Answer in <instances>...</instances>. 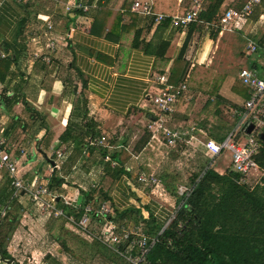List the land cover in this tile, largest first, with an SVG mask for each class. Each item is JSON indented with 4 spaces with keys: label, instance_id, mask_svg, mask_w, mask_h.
Segmentation results:
<instances>
[{
    "label": "crops",
    "instance_id": "0c3cea01",
    "mask_svg": "<svg viewBox=\"0 0 264 264\" xmlns=\"http://www.w3.org/2000/svg\"><path fill=\"white\" fill-rule=\"evenodd\" d=\"M135 1L0 0V48L6 54L2 58H9L7 68L0 70V76L3 75L0 78V138L7 139L6 149L17 160V176L24 181L48 186L57 169L66 179L63 184L66 192L62 194L81 207L90 203L103 218L99 221L91 216L92 227L98 231L107 228V221L98 212L102 202L110 205L111 214L114 209L135 206L145 219L154 218L160 229L176 206V198L166 189L161 176L168 170L155 168L151 163L152 155L156 154L155 144H164L149 128L159 116L150 96L161 87L160 76L166 75L174 85L183 82L189 85L194 81L209 83L210 78L220 76L219 82L210 80L208 89L225 98L227 102H221L220 107L235 108L233 114L237 113L234 104L243 107L245 101L233 89L236 82L242 83L240 70L254 68L264 76V56L258 51L247 53L249 39L259 43L264 38V0L255 5L250 16L235 20L228 28H223L221 20L205 22L200 18L186 27L175 26L169 19L158 22L155 15L135 11ZM148 1L152 2L155 13L168 15L183 14L194 3V0ZM246 1L225 0L221 16L231 8L242 7ZM205 3L202 0V7ZM52 40L56 43L54 47ZM255 61L261 67L253 66ZM172 74L183 75L184 80L173 83ZM186 92L178 100L175 113L165 117L166 126L189 128L196 124L189 121L187 115L192 112L188 108H194L195 104L202 108L200 97L195 104L192 101L183 105ZM31 109L40 113V119H33ZM38 126H42L40 130ZM196 126V138L182 142V147L193 146L194 140L207 139L205 132ZM64 134L69 141L62 142ZM159 135L162 136L160 132ZM43 138L47 144L39 143ZM102 147L108 150L105 157L99 150ZM58 152L62 153L63 163ZM115 153L117 159L112 158ZM109 161L111 169L107 171ZM218 161L219 158L213 164L218 172L232 168L230 160L229 168L221 172L224 166ZM123 167L127 172L120 173ZM6 172L5 168L0 169V185ZM140 173H153L157 183L140 182ZM180 185L188 186L184 179L177 182ZM20 194L27 193L21 190L12 197L20 198ZM87 195L93 198L88 200ZM102 195L108 199L100 201ZM24 202L36 205L39 210L29 217L36 220L33 226L14 232L18 239L14 250L20 254V264H62L55 255L46 257L52 249L40 242V235L49 239L61 234L70 248L82 255L90 250L80 240L71 244L70 233L65 232L64 226L56 227L53 223L66 219L53 220L43 215L28 194ZM71 209L72 212L67 211L77 215L78 210ZM114 222L144 230L132 221ZM72 227L80 239L85 236ZM57 249L61 251L62 247ZM60 254V260L69 264L67 255ZM9 261L0 253V264Z\"/></svg>",
    "mask_w": 264,
    "mask_h": 264
},
{
    "label": "trees",
    "instance_id": "16d2710c",
    "mask_svg": "<svg viewBox=\"0 0 264 264\" xmlns=\"http://www.w3.org/2000/svg\"><path fill=\"white\" fill-rule=\"evenodd\" d=\"M224 1L206 0L199 18L205 22H220L221 7ZM258 44V52L264 56V38L259 40ZM186 46L182 50L181 59H183ZM8 65L9 58H0L1 71ZM255 65L261 67L257 61L253 64V66ZM2 77L3 75L0 76V78ZM183 80V75L174 76L172 74L170 81L179 83ZM85 87L86 82L83 80V89ZM233 89L245 99L249 97L246 85L236 82ZM210 91L214 94V98L206 101L198 114L200 121L195 123L199 129L201 128L205 132L208 139L223 141L235 127L238 114L234 113V122L223 118L220 105L221 102H227V100L214 92L212 88ZM234 107H236V111L243 109L236 104ZM31 111L34 113L33 119H40V113L37 110L31 109ZM41 127L38 126V130ZM61 139L62 142L69 141L67 134H64ZM46 140L43 138L39 143L47 144ZM181 144L178 143L174 148L180 150ZM262 144L256 158L264 168L263 141ZM80 145H82V141H80ZM99 150L104 157L108 153L105 147L99 148ZM198 155L197 170L191 174L187 181V185L193 187L187 198L178 192L177 182L183 180L180 175L171 172L161 175L165 180L166 189L176 198L174 209H177L180 204L181 206L152 251L151 260L154 264H264V177L259 183L251 186L240 182L241 175L232 168L220 173L214 165L210 166L211 158L206 155L205 150L201 149ZM112 158L117 159L118 155L115 153ZM110 167L111 162L109 161L106 170L110 171ZM119 172H127V170L123 167ZM113 175L115 176L114 173ZM3 177L4 182L0 185V253L4 259L11 260L8 264H20L18 259L20 254L14 250V246L18 244L14 232L21 227L28 229L29 225L33 226L32 223H35L36 220L29 217H33L34 212L36 213L39 209L32 203L24 202L27 194H20L21 199L13 198L12 179L7 172ZM65 182L66 179L55 169L48 188L62 194L66 192L63 188ZM91 198L93 197L87 195L88 200ZM105 199H108L107 196L102 195L100 201ZM71 208L68 206L67 210L72 212ZM82 213V209H78L76 216L79 217ZM91 215L99 221L103 219L98 216L95 208ZM46 216L53 220L57 219L49 215ZM109 217L118 223L132 221L152 234L157 233L160 229L154 218L145 219L142 211L135 206L125 210L114 209L112 214L110 212ZM61 221L63 226L69 223L65 220ZM76 229L78 228L76 227ZM38 237L41 243H47L48 247L52 249L49 250L46 257L55 255L58 262L62 264L64 263L60 260L62 259L60 252L67 255L69 264H123L122 260L102 242L86 234L80 239V242L90 249L86 251L89 256H92L90 263H86L79 257L68 245V240L61 234L60 236L53 235V238L49 239H47L49 236L46 235ZM59 246L62 247L61 251L57 249Z\"/></svg>",
    "mask_w": 264,
    "mask_h": 264
},
{
    "label": "built area",
    "instance_id": "2783aa9c",
    "mask_svg": "<svg viewBox=\"0 0 264 264\" xmlns=\"http://www.w3.org/2000/svg\"><path fill=\"white\" fill-rule=\"evenodd\" d=\"M260 2L261 0H247L242 7L227 10L221 17L223 28L231 27L235 20L250 16L253 13L255 5ZM133 9L145 15H155V20L158 22L169 19L175 26L186 27L199 19L202 0H194L193 7L183 14L168 15L155 13L152 2L148 0H136ZM51 45L54 47L56 43L52 40ZM247 48L248 54H254L259 50V44L255 40L249 39ZM5 55L0 48V58ZM239 78L248 87L249 97L245 99L243 109L237 111V125L225 140L217 141L207 138L202 140L201 143L206 154L211 158L210 166L228 150L231 154L232 169L241 175L240 182L254 186L264 177V168L261 167L256 158L263 145L262 140L258 137V132L264 130V76H261L254 68L243 67L239 72ZM158 82L161 84V87L150 98L159 111V116L149 124V128L155 135L158 134L157 137L167 146L175 147L178 143L190 142L191 139L196 138L194 135L197 129L196 124H193L189 128H170L166 126L164 120L165 117L172 116L175 113L178 100H180L187 90V83L183 82L179 85L171 84L166 75L160 76ZM250 124H254V129L251 134H248L246 131ZM159 132L162 136L159 135ZM241 134H245L247 137L243 138ZM6 146L7 139L5 137L0 138V169L5 168L12 178V185L15 190L13 195H18L21 190L24 191L37 203L43 215H49L57 219H66L81 232L102 242L122 260L123 264H154L150 255L159 243L166 227L175 217L181 204L156 234H150L137 226L115 223L107 217L111 212L110 205L107 202H102L98 212L107 221V228L103 231H98L92 227L91 223V213L94 210L93 205L89 203L81 207L73 200L58 198V194L46 185H35L19 178L17 176V160L10 155ZM58 157L61 159L60 163H63L62 153L58 152ZM107 160H110L109 156H107ZM253 177L255 181H253ZM138 180L140 182L151 181L157 183L158 178L153 173H140ZM192 190V186L180 185L178 187V192L181 195H185V198L190 195ZM67 205L76 211L82 209V215L77 217L75 213H69L65 209Z\"/></svg>",
    "mask_w": 264,
    "mask_h": 264
},
{
    "label": "rangeland",
    "instance_id": "374dc122",
    "mask_svg": "<svg viewBox=\"0 0 264 264\" xmlns=\"http://www.w3.org/2000/svg\"><path fill=\"white\" fill-rule=\"evenodd\" d=\"M210 80H211V78L209 79V83H206L205 81H203V82L194 81V82L189 83L187 92L185 93L184 97L182 98L183 103H184L183 105H185V104L188 105V103H190L192 101L195 104L197 98L200 97L199 104L201 103L202 107H203V104H205L208 99H212L211 96H213L214 94H212L208 89L210 82L211 81L219 82L220 76H215L214 78H212L211 81ZM199 92H202V95H200ZM208 93H209V95H208ZM196 106L197 105L195 104L193 106L194 108H192V109L188 108V110H191L190 112H192V114L187 115L190 122L200 121V117L198 114L202 110V108L201 107L197 108ZM199 109H200V111L198 112ZM233 109L235 110V108H232V107H227V108L225 107L224 109H222V117L225 118L229 122H234L235 115L233 114V112H234ZM237 122H235V126L237 125ZM241 137L246 138L247 136L245 134H241ZM200 140L202 141L205 139H200ZM200 140H194L193 146H191V147L183 146V147L179 148L180 150L175 149L174 147H169L166 144H161L160 142H158L157 144H155L156 154L152 155L153 161L151 163H152V165H154L155 168H157V167L158 168L159 167L160 168H162V167L166 168L168 170L166 172L167 174H169V172H171L173 174L180 175L181 178H183L186 182V181H188V178L191 176V174L197 170V167L199 165L198 153L201 149H203V146H202V143ZM222 156H224V157H221V158L219 157V161L217 163H219L220 166H224V169L222 168V170H221V172L222 171L224 172L225 169L229 168L228 164L231 160V154L228 150H226ZM217 163H215L216 166H217ZM253 181H255L254 177H253ZM62 195L58 194L57 197L58 198L61 197L62 199L65 198L68 200L67 196H65V195L62 196ZM174 211H175V209L173 210V212ZM53 223H55L56 227H59L61 225L63 226L62 221H55ZM64 230L66 233L68 231L70 233L68 236L73 238V239H70L71 244H74V242L76 243L77 241L80 240V238H75L78 236V231L74 230V227H72V225L67 224L66 227L64 226ZM73 248L76 249V247H73ZM76 250L78 251V249H76ZM86 253L87 252H84L85 255H82L80 253V251H78V253L76 252V254L78 256H80L84 261H88L90 263L92 256H89V254L88 253L86 254Z\"/></svg>",
    "mask_w": 264,
    "mask_h": 264
},
{
    "label": "water",
    "instance_id": "95a60500",
    "mask_svg": "<svg viewBox=\"0 0 264 264\" xmlns=\"http://www.w3.org/2000/svg\"><path fill=\"white\" fill-rule=\"evenodd\" d=\"M254 129V124H250L249 127L247 128V133L251 134V132ZM258 137L264 142V130H261L258 132Z\"/></svg>",
    "mask_w": 264,
    "mask_h": 264
}]
</instances>
